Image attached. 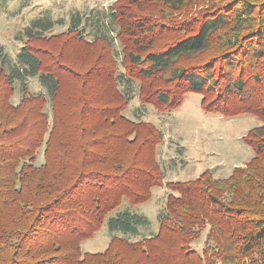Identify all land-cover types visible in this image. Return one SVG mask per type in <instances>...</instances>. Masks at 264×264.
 Returning <instances> with one entry per match:
<instances>
[{
    "label": "trees",
    "instance_id": "16d2710c",
    "mask_svg": "<svg viewBox=\"0 0 264 264\" xmlns=\"http://www.w3.org/2000/svg\"><path fill=\"white\" fill-rule=\"evenodd\" d=\"M62 23L33 18L15 59L0 45V264H264V0H115ZM136 91L160 113L198 93L257 117L252 157L165 182L163 132L125 114ZM164 185L157 231L131 240L151 220L129 207ZM106 224L107 248L83 252Z\"/></svg>",
    "mask_w": 264,
    "mask_h": 264
},
{
    "label": "rangeland",
    "instance_id": "374dc122",
    "mask_svg": "<svg viewBox=\"0 0 264 264\" xmlns=\"http://www.w3.org/2000/svg\"><path fill=\"white\" fill-rule=\"evenodd\" d=\"M114 1L9 0L0 12V45L15 59L25 40L23 29L33 18L50 15L55 20L63 19L64 23L56 25L53 30L60 32L67 28L72 13H88L91 9L101 8L108 10ZM29 82L33 91L45 92L36 79ZM200 102V94L190 93L181 107L172 112L160 113L151 106H141L137 91L132 95L125 111L126 116L151 122L164 134L158 159L164 170L165 182L195 179L207 169L215 177L227 178L235 166L244 165L253 155V150L242 138L251 128L261 125V121L248 114L229 118L209 114L201 108ZM38 157V163H42L43 149ZM170 192L165 185L155 188L151 200L137 207H129L133 212L144 214L151 220L150 228L142 229L141 234L131 237V240L157 231L159 215L165 209ZM206 232L202 239L194 243V248L203 247ZM112 237L113 232L106 224L93 238L82 242V251H103Z\"/></svg>",
    "mask_w": 264,
    "mask_h": 264
}]
</instances>
